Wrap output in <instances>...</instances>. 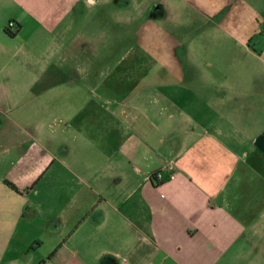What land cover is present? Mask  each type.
Here are the masks:
<instances>
[{"label":"crops","instance_id":"0c3cea01","mask_svg":"<svg viewBox=\"0 0 264 264\" xmlns=\"http://www.w3.org/2000/svg\"><path fill=\"white\" fill-rule=\"evenodd\" d=\"M162 2L0 0L7 264L264 256V77L154 60L128 29Z\"/></svg>","mask_w":264,"mask_h":264},{"label":"rangeland","instance_id":"374dc122","mask_svg":"<svg viewBox=\"0 0 264 264\" xmlns=\"http://www.w3.org/2000/svg\"><path fill=\"white\" fill-rule=\"evenodd\" d=\"M153 8L128 30L154 60L174 66L186 61L202 75L264 77V0H163L159 10ZM47 116L28 109L18 118L28 124ZM7 260L0 255V264ZM42 260L49 263L48 256ZM247 261L240 264H264V256Z\"/></svg>","mask_w":264,"mask_h":264},{"label":"built area","instance_id":"2783aa9c","mask_svg":"<svg viewBox=\"0 0 264 264\" xmlns=\"http://www.w3.org/2000/svg\"><path fill=\"white\" fill-rule=\"evenodd\" d=\"M8 29H13L14 28V23L11 22L8 24ZM166 168L165 169H161L159 171H156L152 176H151V180L154 181V183H160V182H163L164 181V172H165ZM168 170H170V168H168ZM42 264H48L46 262L42 263Z\"/></svg>","mask_w":264,"mask_h":264},{"label":"trees","instance_id":"16d2710c","mask_svg":"<svg viewBox=\"0 0 264 264\" xmlns=\"http://www.w3.org/2000/svg\"><path fill=\"white\" fill-rule=\"evenodd\" d=\"M6 32L10 36H15V34H16V32H12L10 29H6ZM9 186L16 190V188L14 186H12L11 184H9ZM42 263H44V262H42Z\"/></svg>","mask_w":264,"mask_h":264},{"label":"snow or ice","instance_id":"6c2138e0","mask_svg":"<svg viewBox=\"0 0 264 264\" xmlns=\"http://www.w3.org/2000/svg\"><path fill=\"white\" fill-rule=\"evenodd\" d=\"M89 2H91V0H89Z\"/></svg>","mask_w":264,"mask_h":264}]
</instances>
